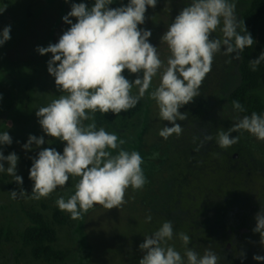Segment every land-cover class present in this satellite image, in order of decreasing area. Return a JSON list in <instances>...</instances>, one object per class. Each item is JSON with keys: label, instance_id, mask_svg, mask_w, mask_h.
Returning a JSON list of instances; mask_svg holds the SVG:
<instances>
[{"label": "clouds", "instance_id": "9594fccd", "mask_svg": "<svg viewBox=\"0 0 264 264\" xmlns=\"http://www.w3.org/2000/svg\"><path fill=\"white\" fill-rule=\"evenodd\" d=\"M112 3L113 0H94L91 7L85 3L72 4L71 11L63 17V22L70 25L68 30L57 43L36 49L41 56L51 54L47 71L63 94L40 107L35 115L43 133L65 146L62 154L45 147L33 159L29 170V179L33 181L30 198H46L58 186H65L70 176L79 178L74 184V194L56 200L58 208L69 213L73 220L82 219L94 205L118 209L126 202L124 196L129 187L139 190L146 183L140 153L122 149L125 141L116 134L104 128L96 130L97 111L118 115L135 107L153 78L159 75V84L150 93V99L158 107L159 118L171 126H163L158 135L165 140L173 134L179 136L183 128L176 122L186 120L188 114L178 110L200 96L199 88L211 71L215 54L222 49L225 56L236 53L226 61L231 63L255 43L244 26L241 30L244 34L238 31L243 21L237 19L233 0H192L160 39L170 53L165 63L157 47L148 42L151 31L138 27L144 23L147 8H154L157 0H129L125 6L109 8ZM221 22L222 38L210 39ZM10 31L9 25L0 32V46L11 38ZM262 61L264 53L249 61L251 70L256 71ZM124 70L130 74L142 73V77L130 82L122 75ZM133 87L138 89V95L130 94ZM232 107L238 112L245 110L239 101H233ZM87 120L92 122L85 126L83 121ZM240 131L264 141V115L253 112L238 119L227 131H219V147L226 149L238 143L239 136L231 137V133ZM212 139L211 135L205 136L196 150ZM11 143L7 131L0 133V144ZM44 144L43 136L30 135L23 148L27 151L32 145L39 148ZM17 161L15 153L4 156L0 152V172L5 171L4 162H7L8 175L20 185L23 180L15 174ZM24 195V191L10 193L12 199ZM151 219L149 215L146 222ZM255 220L253 232L260 234V243L264 245V209L256 214ZM172 238V222L166 221L139 245L143 255L138 264H218L219 257L214 252L205 250L199 255L187 248L185 262L167 244ZM179 239L184 246L190 242L184 233H179ZM253 260L259 262L264 257L255 255Z\"/></svg>", "mask_w": 264, "mask_h": 264}, {"label": "rangeland", "instance_id": "374dc122", "mask_svg": "<svg viewBox=\"0 0 264 264\" xmlns=\"http://www.w3.org/2000/svg\"><path fill=\"white\" fill-rule=\"evenodd\" d=\"M250 1L233 0L238 20ZM128 2L129 0H117L119 7ZM191 2L192 0H157L154 8H147L144 23L138 25L139 28L151 31L148 42L157 47L160 58L165 63L170 53L167 45L160 39L179 12ZM72 4L74 3L70 0H0V32L6 26H11V38L0 46V133L7 131L12 140L10 145L0 144V152L4 156L10 153L18 156L15 174L22 177L20 185L25 193L16 199L11 198V192L19 194L20 190L8 186L17 184L14 177L8 175V164L4 162L5 171L0 172V264H48L33 260L29 251L22 248L21 235L28 225L26 217L32 212H38L52 221L53 210L59 209L56 200L61 196L67 199L74 194V184L79 179L70 176L65 186H58L46 198H30L28 190H32L33 181L29 179V164L52 141V138L43 133L35 112L63 94L57 90L54 77L47 71L51 54L41 56L36 49L57 43L63 32L68 30L70 25L63 22V17L71 11ZM70 19L73 23L76 22L75 18ZM221 28L222 22L210 39L215 34L216 38H222ZM235 55L236 53H231L225 56L223 49L215 54L211 71L206 74L199 88L200 96L178 110L181 114H188L186 120L176 122L181 124L183 132L179 136L173 134L167 140L158 135L163 126L171 125L159 118L158 107L150 99V93L159 84V75L153 78L150 88L140 98L144 103L142 115L135 118L130 128L124 132H119L121 118L108 132L124 140L121 148L129 152V145L138 139L139 151L146 156L152 155L153 158L149 161L152 163L151 168L159 171L152 176L150 172L141 189L133 190L129 187L124 196L126 202L118 209L108 210L94 205L79 220L71 219L69 213L61 210L66 223L62 227H56L57 240L53 246L56 250L66 252L67 258L63 262L52 264H138L143 255L139 245L146 236H151L166 222L161 215L168 213L165 203L169 193L168 181L174 176L173 165L184 163L181 154L173 148L188 143L190 128L194 126L195 119H200L202 111L211 116V125L215 129L213 144L217 145L218 154L223 153L229 158L236 154L238 165L247 172V200L248 206L256 205L254 216L264 209L262 141L246 131H240L231 133V137L239 136L238 143L226 149L219 147L217 143L219 131H227L238 119L243 118L225 106V96L238 83V60L226 63ZM137 76L142 77V73L130 74L127 71L125 75L130 82ZM131 93L138 95V89L133 87ZM257 95L264 101V87L257 91ZM91 122L87 120L83 124L86 126ZM30 135L43 136L45 144L39 148L32 145L31 150L26 151L23 145ZM112 154L115 155L116 151L113 150ZM217 156L212 154L210 159L216 161ZM218 160L221 163L223 159ZM218 180L219 175L214 173L213 176L199 180L198 187H215ZM189 190L185 192V196ZM238 200H242L239 195ZM192 206L197 205L184 202L181 209L187 212ZM174 213L171 214L174 216ZM149 215L152 219L146 222ZM255 221L252 224H256ZM185 231L186 229L181 230L183 233ZM248 233L241 235L237 242L239 249L245 253L246 264H251L250 261L253 264H264V260H253L255 255L264 257L260 234ZM235 237L234 235L231 239ZM167 244L173 246L183 258L185 248L191 249V245L185 247L174 238ZM205 250L208 249H203ZM203 251L201 253L198 250L197 253L203 255ZM232 256L234 259L237 257L236 250Z\"/></svg>", "mask_w": 264, "mask_h": 264}, {"label": "trees", "instance_id": "16d2710c", "mask_svg": "<svg viewBox=\"0 0 264 264\" xmlns=\"http://www.w3.org/2000/svg\"><path fill=\"white\" fill-rule=\"evenodd\" d=\"M70 1L85 3L88 7H91L94 3V0ZM117 7H119L117 0H113V3L109 5V8ZM240 20L243 21V25L238 31H241L244 26L255 43L239 53L240 59L236 67L238 83L225 96V106L241 117L250 116L253 112L264 115V101L257 95V91L264 87V61L257 66L256 71L251 70L249 63V61L257 59L261 53H264V0H251L241 13ZM241 34L244 33L241 31ZM215 36L216 34L213 35V38L217 37ZM126 73L127 71L124 70L122 75L125 76ZM130 94L135 96L132 93ZM233 101H239L245 110L243 112L234 110L232 107ZM143 111L144 103L141 99L138 100L135 107L118 115L97 111L94 114L96 130L104 128L108 132L121 118L122 123L119 132H124L130 128L131 122L135 118L142 115ZM201 113L200 119H195L194 126L190 128L188 143L173 148L175 152L181 154L184 163L183 165H173L174 176L172 180L168 181L169 193L165 203L166 207L168 206V213L164 212L161 216L165 221L172 222L173 238L182 245L179 233H183L181 230L186 229L184 234L188 235L190 239L188 245H191L192 250L196 249L195 252L199 250L202 253L203 249L214 252L219 257L218 264H246L245 253L237 245L241 237L237 234V230L246 228L248 234H250L253 233L256 226V224H252L255 221L254 210H256V205L248 206L247 198H249V194L247 195L245 186L247 172L238 165L236 158L233 159V155L230 158L225 157L223 153L219 155L216 149L217 145L213 144V139L204 142L203 146L199 147V151L196 150L204 141L205 136L211 135L214 138L215 135V129L211 125V116L203 111ZM262 145L264 148V141H262ZM64 146V143L52 138L49 147L62 154ZM128 148L130 152L137 151L140 153L144 161L141 167L145 178L148 174L150 175V172L152 176L159 171L151 168L152 163L149 161L153 158L152 155L146 156L139 151L138 139ZM212 154L218 155V159H223L222 162L220 163L218 159V161L210 159ZM30 165L32 166V164ZM214 173L219 175L215 187H198L199 180L213 176ZM8 186L22 191L21 185ZM188 190L190 192H188L187 197L185 192L187 193ZM28 191L31 195L32 190L29 189ZM238 195L242 200H238ZM184 202L197 206H192L186 212L181 209ZM173 212H175L174 216L172 215ZM26 218L28 225L21 235L22 248L28 250L31 258L35 261L48 264L63 262L67 258L66 252L56 250L53 246L57 240L56 227H62L66 223L63 212L54 209L52 221H48L38 212H32ZM234 235L236 236L235 239H231ZM229 241H231V255H227L226 252ZM234 250L237 251L235 259L232 256ZM184 259L186 262V257ZM250 263L253 264L251 261Z\"/></svg>", "mask_w": 264, "mask_h": 264}, {"label": "water", "instance_id": "95a60500", "mask_svg": "<svg viewBox=\"0 0 264 264\" xmlns=\"http://www.w3.org/2000/svg\"><path fill=\"white\" fill-rule=\"evenodd\" d=\"M236 156H237V155L234 154V155H233V159H235ZM237 232H238L239 235H244V234L248 233V229H246V228H239V229L237 230ZM229 247H230V245L228 244V245H227V248H229Z\"/></svg>", "mask_w": 264, "mask_h": 264}, {"label": "flooded vegetation", "instance_id": "af4514ba", "mask_svg": "<svg viewBox=\"0 0 264 264\" xmlns=\"http://www.w3.org/2000/svg\"><path fill=\"white\" fill-rule=\"evenodd\" d=\"M230 234H231V232H229ZM237 234H238V232H237ZM239 235V234H238ZM239 236H241V235H239ZM229 245H230V247L229 248H227V246H226V252H227V255H231V253H230V249H231V243H228ZM227 244V245H228Z\"/></svg>", "mask_w": 264, "mask_h": 264}]
</instances>
